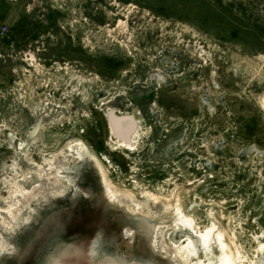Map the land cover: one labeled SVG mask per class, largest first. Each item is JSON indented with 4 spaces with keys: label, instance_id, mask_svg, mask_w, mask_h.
I'll return each instance as SVG.
<instances>
[{
    "label": "rangeland",
    "instance_id": "rangeland-1",
    "mask_svg": "<svg viewBox=\"0 0 264 264\" xmlns=\"http://www.w3.org/2000/svg\"><path fill=\"white\" fill-rule=\"evenodd\" d=\"M262 92L264 0H0V264L89 228L120 264H184L181 233L160 223L147 242L104 185L150 213L175 199L197 228L221 223L239 264H264Z\"/></svg>",
    "mask_w": 264,
    "mask_h": 264
},
{
    "label": "bare ground",
    "instance_id": "bare-ground-1",
    "mask_svg": "<svg viewBox=\"0 0 264 264\" xmlns=\"http://www.w3.org/2000/svg\"><path fill=\"white\" fill-rule=\"evenodd\" d=\"M256 98L260 106L264 109V92L257 94ZM107 116H108L110 128L119 137L121 135H124L125 124L123 122L124 121L123 118L126 119L127 115L126 116L123 115L122 117V115L118 114L115 110L111 109L110 111L107 112ZM119 137H118V144H120L123 147H129L135 141L132 136L127 140L128 142ZM76 153H77V155L75 156L76 158L82 155H87L85 151V145L81 144L80 147L76 149ZM90 158L95 160L93 156H90ZM95 162L98 163V167H97L98 170L102 169L99 161L95 160ZM57 168L58 167H56V174L59 177L55 176L56 178H54L52 176L56 181H59L61 184H64L69 180H71L69 175L62 174V171H59ZM65 172H69V171L67 170ZM99 174H100V170H99ZM103 190L105 193L106 200L108 199L107 201L110 202L113 207H115L116 209H124L130 214L134 213L135 215H139L143 218L145 217L152 224L151 226L152 229H155L156 231H161L162 228H160L161 226L160 223H165V224L170 223L171 226H173L179 233H181V235L185 237L182 248H184L185 252L187 253V257L184 259L185 261L184 264H239L237 248L234 245L233 241L230 239L228 232L223 226H221V223L219 221L216 220L215 222L211 223L209 226L205 227L204 229H200L196 227L194 220L185 214L180 204L174 202L175 199L172 200L170 198H164V199L158 198L161 201L160 206L158 207L155 213H150L147 212L146 209H144L137 202L136 204L134 203L135 206L133 207H126L124 203L123 204L117 203L115 201L116 196L114 197V194L109 193L107 185L106 186L104 185ZM152 198H154L155 201L157 200L155 199L156 197H152ZM139 224L145 225L143 220L139 222ZM90 233L87 232L86 234H84V236L79 235L73 239H67L64 235L60 233V231L49 232L48 233L49 236L45 239L47 243H45L44 241V245L46 246L44 249L48 250L53 248L55 249L59 248L60 256H64L65 254H67L68 249H70L73 253L79 252L84 249L83 252L87 253L88 259L90 260V262H92V264H100V263L106 264V262L109 260L110 262H112L111 264L117 261L118 264H120L122 260L120 256H116V255L103 256L102 254L101 256H98L99 254L95 251L98 247L99 237L94 236L95 234L96 235L98 234L96 232H92L93 235ZM142 233L145 232L142 231ZM0 235H1L0 247H2L3 243L4 242L7 243L8 240L5 239L7 234L5 233L2 234L0 232ZM262 246L260 248H262ZM103 258H105V260ZM90 262L88 264H90ZM35 264H40L38 258L35 259ZM252 264H263V263L262 260L257 259L252 261Z\"/></svg>",
    "mask_w": 264,
    "mask_h": 264
},
{
    "label": "flooded vegetation",
    "instance_id": "flooded-vegetation-1",
    "mask_svg": "<svg viewBox=\"0 0 264 264\" xmlns=\"http://www.w3.org/2000/svg\"><path fill=\"white\" fill-rule=\"evenodd\" d=\"M121 115L123 117L124 114H121ZM126 115L127 114H125L124 116ZM123 119L124 121L128 122L127 125H128V128L130 129V120L132 119L134 121V118L131 117V119L130 118H126V119L123 118ZM35 128H37V126L34 127V130ZM48 236L49 235L47 234L46 238ZM45 243H47V241H45ZM45 247L46 246L44 245L43 248L40 249L38 252L37 258L40 264H88L90 262V260L88 259L87 253L83 252L84 249L79 252H75V253H73L70 249H68L67 254H65L64 256H60L59 248H56V249L53 248V249L47 250V249H44ZM95 252L99 254L98 256H101L98 249H96ZM90 264H92V262H90Z\"/></svg>",
    "mask_w": 264,
    "mask_h": 264
},
{
    "label": "water",
    "instance_id": "water-1",
    "mask_svg": "<svg viewBox=\"0 0 264 264\" xmlns=\"http://www.w3.org/2000/svg\"><path fill=\"white\" fill-rule=\"evenodd\" d=\"M122 120V119H121ZM133 125H134V121L131 119L130 120V129H129V131H131V129L133 128ZM123 138H125V139H127L126 138V136H124ZM91 161V160H90ZM89 164H91L89 167H91L92 169L94 168L95 169V171H97V173H98V175H100L99 174V171H98V169L95 167V164H93V162H91V163H89ZM100 177V176H99ZM101 190H100V195H101V197L103 198V201H104V203H105V205H107L108 207H111V203L110 202H108L107 200H106V198H105V193H104V190H103V187L101 186V188H100ZM118 211H120L121 213H122V217H123V219H125V220H130V221H132V223H133V220L134 221H136V222H141L142 220L144 221V224L145 225H141V226H143V229H142V231L143 232H145L144 234L145 235H143L142 236V238H145V240L148 242V238L150 237V232L152 231V224L144 217H141V216H139V215H134V214H130L129 212H127V211H125L124 209H121V210H118ZM145 226V227H144ZM137 227H139V225L137 226ZM132 228L133 229H135V226H132ZM91 230H93V228H89V230H87V231H90L91 232ZM90 232H88V233H90ZM100 232H101V234H99V241H98V245L100 246V248L101 249H99V250H103V244H102V242L104 241V234L102 233V230H100ZM87 232H83L82 233V235L84 236V234H86ZM81 235V234H80ZM136 235V234H135ZM138 236H139V234H137ZM133 237H135V236H133ZM75 238V237H74ZM86 238V237H85ZM73 239V238H72ZM104 251V250H103ZM106 254H110V253H106ZM138 258V257H137ZM126 259V258H125ZM136 259V258H135ZM164 259H165V262H169V263H171L172 262V260L169 258V257H164ZM127 263H130L131 261H129V260H125ZM134 261V260H133ZM135 263L134 264H138L139 262H142V261H139V259L138 260H136V261H134Z\"/></svg>",
    "mask_w": 264,
    "mask_h": 264
}]
</instances>
